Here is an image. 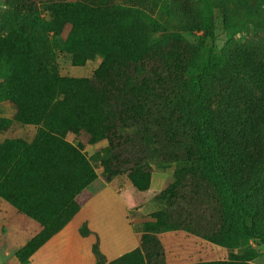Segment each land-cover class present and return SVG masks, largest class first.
Returning <instances> with one entry per match:
<instances>
[{
    "label": "trees",
    "instance_id": "obj_1",
    "mask_svg": "<svg viewBox=\"0 0 264 264\" xmlns=\"http://www.w3.org/2000/svg\"><path fill=\"white\" fill-rule=\"evenodd\" d=\"M219 1L203 0V8L190 15L194 25H178V31L161 34L146 25L149 31L141 33L129 25V42L117 38L116 51L96 50L103 61L91 79L59 77L50 73L52 66L34 68L28 57L29 73L21 80V57L16 62L4 55L0 103H11L15 114L13 120L0 118V132L14 122L39 126L33 142L0 143V196L42 227L17 252L21 264L73 219L87 200L78 196L96 178L81 150L66 140L69 133L93 144L107 141L100 156L106 182L127 175L144 192L151 165H174V181L161 192L165 203L155 213L159 218L144 223L140 248L110 264H161L153 257L157 250L164 256L158 235L170 231L232 251L239 246L227 242L230 233L264 242V49L235 47L220 58L205 41L214 32ZM226 6L232 24L226 31L233 36L244 25L235 23L238 8ZM254 29L264 32V23ZM49 31L37 32L47 46ZM185 33L197 39L190 42ZM94 44L89 51L99 46ZM80 56L74 55L75 62ZM39 73L52 76L44 89L37 87ZM81 233H89L86 226ZM93 252L97 264H106L98 244ZM231 257L202 264H228Z\"/></svg>",
    "mask_w": 264,
    "mask_h": 264
},
{
    "label": "rangeland",
    "instance_id": "obj_2",
    "mask_svg": "<svg viewBox=\"0 0 264 264\" xmlns=\"http://www.w3.org/2000/svg\"><path fill=\"white\" fill-rule=\"evenodd\" d=\"M228 2L230 6L238 8L235 16L236 25H244L242 29L236 28V31L240 32L233 36H229L226 31L227 25H232L229 18H225V14H228L226 6ZM202 8L203 0H0V61L4 59V55H10L17 62L20 56L21 61L16 70L21 80L29 73L26 61L28 57L32 59L31 64L34 68L42 65L49 69L52 66L50 73H55L59 77L91 79L103 61L96 50L116 51L117 38L129 42L130 36L127 33L129 25H135L134 28L138 27L135 31L141 33L149 31L150 28L145 27L146 25H155V31L161 34L164 29L178 31V25H194L190 15ZM213 18L214 32L212 35L209 34L205 41L221 54L220 58L225 51L233 52L235 47L255 46L264 49V32L254 29V25L264 23L262 0H221ZM39 20L42 24L45 22L48 25L38 24ZM44 28L51 29L44 33L50 41L48 46L37 34ZM184 36L190 42L197 39L196 34L185 33ZM134 39L136 43L142 44V38L138 34H135ZM92 41L99 44L95 48L92 47L93 52L89 51L91 45L95 46ZM71 49L74 52H71ZM44 51H51L52 56L47 58L53 60H42L39 55ZM74 53L81 55L78 63L74 60ZM167 54L169 53H165L164 56ZM89 55L92 56L88 58ZM11 67L13 68L8 75L14 72L15 66ZM40 75L42 78H39L37 87L44 89L45 83L52 76ZM7 77L12 80L11 77ZM3 81L4 77H0V83ZM14 114L15 108L11 103H0V118L13 120ZM13 124L8 128L9 131H4L6 133L0 132L2 133L0 141L6 140L4 136L7 139L16 137L15 139L34 141L39 126ZM72 139L69 143L81 150L96 175L95 180L78 196L80 201L89 197L93 187L101 186L102 181H105L100 156L107 146V141L93 144L85 135H74ZM171 168L174 169V165L168 163L150 167L149 177L151 183L154 177V188L150 185L149 189L144 191L146 193L139 195V201L148 204L152 212L145 222H154L159 218L155 213L160 211L165 203L160 200L161 192L174 181ZM136 173L143 179L148 175ZM73 208L70 206L69 210L72 212ZM144 223L136 225L142 233ZM180 234L174 232L161 234L160 238L165 247L164 256L161 255L163 252L157 250L158 252L153 254L154 259L161 264H188L187 258H177L173 247L180 236H188ZM232 235L228 234L227 242L232 244L236 241L239 248L237 253L235 250L231 253L232 261L228 264H264V242L261 238L247 239L245 234H237L236 237Z\"/></svg>",
    "mask_w": 264,
    "mask_h": 264
},
{
    "label": "crops",
    "instance_id": "obj_3",
    "mask_svg": "<svg viewBox=\"0 0 264 264\" xmlns=\"http://www.w3.org/2000/svg\"><path fill=\"white\" fill-rule=\"evenodd\" d=\"M74 135L69 133L66 140L72 142ZM151 187L154 188V177ZM144 193L133 186L127 175L117 176L110 182L102 181L101 186L93 187L73 219L39 248L28 264H97L93 252L95 244H98L106 264H110L139 249L142 232L136 225L147 221L152 213L148 204L139 201V195ZM83 226L89 231L86 235L81 233ZM41 231L37 221L18 212L0 196V264H21L17 252ZM170 232L188 235L180 236L173 245L177 258H187L188 264L229 261L233 253L228 247L213 244L186 231ZM162 245L164 247L163 242ZM235 251L237 253V248Z\"/></svg>",
    "mask_w": 264,
    "mask_h": 264
}]
</instances>
